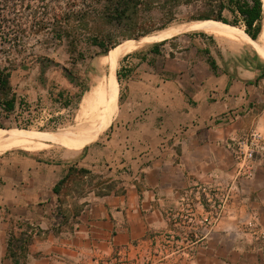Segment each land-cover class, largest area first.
<instances>
[{"label": "crops", "instance_id": "1", "mask_svg": "<svg viewBox=\"0 0 264 264\" xmlns=\"http://www.w3.org/2000/svg\"><path fill=\"white\" fill-rule=\"evenodd\" d=\"M190 54L129 76L111 134L82 158L0 157V264H264V61L233 73ZM96 167L113 190L64 191Z\"/></svg>", "mask_w": 264, "mask_h": 264}, {"label": "rangeland", "instance_id": "2", "mask_svg": "<svg viewBox=\"0 0 264 264\" xmlns=\"http://www.w3.org/2000/svg\"><path fill=\"white\" fill-rule=\"evenodd\" d=\"M70 1L83 5V0H0V67L11 71L12 89L7 97L15 96L16 99L14 110L6 111L0 105L1 128L49 132L72 128L83 96L107 74L103 49L92 44L89 39L92 35L105 40L111 50L127 40L193 21L187 17L197 13L193 7L182 6L178 19L168 24L160 13L155 12L145 22L138 20L132 24H129L130 21L117 24L91 18L87 21L88 25L74 27L73 24L69 32L53 28L54 14L61 12L60 7L67 11ZM225 16L230 22L234 21L231 14L226 13ZM235 26L246 33L242 22ZM71 41H78L76 52H73ZM191 50L196 52L195 59L204 56L208 60L212 57L233 73L245 67H257L259 59L264 61V57L252 49L241 48L231 41L198 31L148 46L120 60L117 67L120 77L116 74L119 82L117 109L110 127L100 137L79 149L51 144L52 147L42 150L54 155L70 152L82 158L88 151L102 146L117 121L126 96L128 77L135 75L132 79L137 78L138 70L161 69L165 60L185 58L191 55ZM65 69L72 74V80L67 77ZM22 151L14 148L0 154V157ZM109 173L105 167L92 170L74 168L65 181L67 186L64 191L82 195L87 188L96 186L98 193H107L120 182V178L109 176ZM15 244L18 245V241Z\"/></svg>", "mask_w": 264, "mask_h": 264}, {"label": "bare ground", "instance_id": "3", "mask_svg": "<svg viewBox=\"0 0 264 264\" xmlns=\"http://www.w3.org/2000/svg\"><path fill=\"white\" fill-rule=\"evenodd\" d=\"M191 31L203 32L224 41H231L241 48L252 49L259 56L264 57V19L258 40L249 37L238 26L214 19L193 20L172 25L156 33L127 40L111 49L103 58L107 66V74L83 96L75 126L62 131L57 130L58 132L0 127V154L14 148L24 151L42 150L50 147L51 144L79 149L100 137L110 127L117 109L119 82L116 74L120 60L148 46L157 45Z\"/></svg>", "mask_w": 264, "mask_h": 264}, {"label": "trees", "instance_id": "4", "mask_svg": "<svg viewBox=\"0 0 264 264\" xmlns=\"http://www.w3.org/2000/svg\"><path fill=\"white\" fill-rule=\"evenodd\" d=\"M182 6L193 7L197 10V13L187 17L189 20L214 19L233 25L242 22L246 34L254 40H258L262 32L264 19L262 0H83V5L70 1L67 11L60 7L61 12L54 14L53 28L69 32L73 24H75L74 27L85 26L91 18L117 24L126 21L132 24L138 20V22H145L155 12L160 13L164 22L168 24L178 19L177 15ZM226 13L231 14L234 21L230 22L225 16ZM89 39L92 44L103 49L104 55L109 53L110 46L105 40L95 35ZM71 46L73 52H76L78 41H71ZM207 61L213 69L217 68L215 59L209 57ZM65 72L72 80V74L67 69ZM117 75L120 77L119 73ZM10 77L11 71L0 67V105L6 111L14 110L16 106L15 96L10 99L7 97L12 89ZM62 182L64 181H61V184ZM56 189L58 190L59 187L57 186ZM28 241L29 239H23L22 247ZM15 264H19L18 261H15Z\"/></svg>", "mask_w": 264, "mask_h": 264}, {"label": "built area", "instance_id": "5", "mask_svg": "<svg viewBox=\"0 0 264 264\" xmlns=\"http://www.w3.org/2000/svg\"><path fill=\"white\" fill-rule=\"evenodd\" d=\"M260 140H261V136L255 133L248 140L241 142L238 151L239 157L242 160L246 159L247 162L253 161L255 159V153L260 148Z\"/></svg>", "mask_w": 264, "mask_h": 264}, {"label": "water", "instance_id": "6", "mask_svg": "<svg viewBox=\"0 0 264 264\" xmlns=\"http://www.w3.org/2000/svg\"><path fill=\"white\" fill-rule=\"evenodd\" d=\"M263 1V0H262Z\"/></svg>", "mask_w": 264, "mask_h": 264}]
</instances>
